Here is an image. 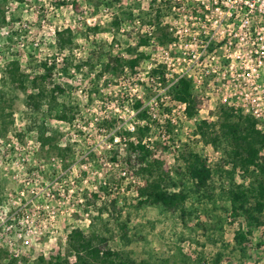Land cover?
Wrapping results in <instances>:
<instances>
[{
	"label": "rangeland",
	"instance_id": "374dc122",
	"mask_svg": "<svg viewBox=\"0 0 264 264\" xmlns=\"http://www.w3.org/2000/svg\"><path fill=\"white\" fill-rule=\"evenodd\" d=\"M166 1L169 3L163 7L161 25L168 27L170 40L200 43V15L191 14V24L186 22L188 12L196 3L211 5L212 0H0L4 11L3 20L0 18V78L10 60H16L30 76L43 73L45 62L51 67L45 85L51 88L58 84L64 90L56 106L66 104L75 111L71 122L48 116L46 106L34 115L24 106L23 93L15 92L13 123L0 136V218L7 219L5 227L10 228L5 233L6 240L11 241L4 242V246L0 243V264H8L12 254H17L15 258L21 264L39 255L62 256L69 230L87 229L89 220L97 217V209L111 200L123 207L121 219L128 215L131 220L133 242L127 248L137 258L174 259L182 258L183 253L188 264H216V254L221 253L218 264H264V222L253 230L248 241L238 245L234 235L241 218L229 213L225 193L218 187L220 178L215 174L211 201L202 199L200 192H193L192 184L175 172L179 164L177 153L188 148L198 151L214 170L223 164L221 150L205 144L196 131L201 117H206L207 122L217 119L222 103L210 86L197 88L193 93L203 110L196 118L184 117L182 109L167 94L168 81L182 67V57L190 58L198 48L168 47L169 41H160L159 28L149 24L153 15L150 6ZM219 1L228 7L244 3ZM173 5L177 8L169 11L168 6ZM256 8L248 16L238 14L226 19L223 14L210 13L208 19L218 18L234 25L247 18L251 26L259 29L264 25V3H258ZM64 29L70 31L72 45L58 52L55 33ZM215 31L218 38L225 34L221 29ZM235 31L239 33L237 28ZM145 34L153 39L150 37L148 44L142 46L139 40ZM228 38L238 40V36L226 35ZM99 47L117 55L123 63L139 51L144 54L133 69L112 73L104 70L103 60L97 61L92 54ZM166 51L172 58L169 69H164L169 79L164 76L160 83L150 77V69ZM26 92H34L29 81ZM143 108L147 109L144 119L138 114ZM35 119H45L58 130V143L66 149L63 158L40 146L36 130L28 129ZM149 121L152 129L144 140L152 142V159H158L164 169L171 171L177 183L182 180L191 187L186 204L196 207L197 212L187 218L186 226L160 207H135L137 189L143 181L126 164L124 144L111 142V137L120 141L123 129L135 131ZM223 169L229 166L224 165ZM234 176L237 184L251 183L240 169ZM101 219L110 221L115 228L116 219L107 210H103ZM116 241H111L113 246Z\"/></svg>",
	"mask_w": 264,
	"mask_h": 264
},
{
	"label": "trees",
	"instance_id": "16d2710c",
	"mask_svg": "<svg viewBox=\"0 0 264 264\" xmlns=\"http://www.w3.org/2000/svg\"><path fill=\"white\" fill-rule=\"evenodd\" d=\"M167 3L169 2L150 6V13L153 15L149 18V24H156L159 28L158 38L162 42L171 39L168 27L161 25L165 12L163 7ZM170 9L171 7L168 6L169 11ZM0 18L2 20L4 18V11L1 9ZM150 37L145 34L140 38L139 44L146 46ZM55 44L58 52L69 48L72 45L70 31L68 29L57 31ZM92 54L96 55L97 61L103 60L104 70L117 73L122 68L133 69L144 52L135 53L134 57L127 59L125 63L117 55L111 51L105 52L101 47L97 51L93 50ZM88 62H92V59L89 58ZM42 66L43 73L30 76L16 60H10L5 65L0 78V136L5 135L13 123V104L17 90L23 93L24 106L34 115L40 113L43 106H46L47 115L57 120L71 122L75 117L73 107L66 104L56 106L57 98L64 90L58 84H54L51 88L45 85L46 80L50 78L51 67L45 62ZM164 69L163 64L152 67L150 77L160 83L164 82ZM27 81L34 92H26ZM167 94L174 101L186 103L185 113L188 117H194L201 107V101L194 96L192 82L185 77L178 78L168 88ZM146 110L143 108L138 112L143 119ZM216 118L214 121H198L196 131L205 144L221 150L223 164L214 170L198 151L188 148L177 153L179 164L175 172L182 174L192 184L193 192H200L202 199L211 201H214L215 174L220 178L218 187L225 193L229 213L234 218H241L234 235V240L241 245L248 241L253 230L264 222V136L257 129L255 119L240 110H229L224 105H220ZM150 124L149 121L138 126L135 131L123 129L120 141L119 139L114 141V137H111V142L114 145L124 144L127 152L126 164L143 181L137 189L135 207L145 205L160 207L164 212L175 215L180 223L186 226L187 218L193 212H197L196 207L191 208L186 204L191 197V187H187L182 180L179 181V185L171 171L164 169L158 159H152V142L144 140L152 129ZM28 129L36 130L37 140L42 148L54 152L61 158L65 156L66 149L60 147L57 140L58 130L50 127L45 119L40 121L35 119ZM111 158L114 160V156ZM224 165L229 166V169H223ZM237 169L247 174L251 180L249 185L236 183L234 173ZM97 210V217L89 220L87 229L73 227L69 230L62 256L46 258L39 255L32 261L25 260L23 264H188L184 261L180 249L182 258L160 260L137 258L127 248L133 242V237L129 231L131 220L128 215L125 214L126 218L121 219L123 207L115 200H111L105 207H99ZM103 210H107L109 216L116 219L115 228L111 226L110 221L101 219ZM196 218L199 216L197 215ZM203 227L206 228V225ZM113 239H117L115 246L111 243ZM221 258L222 254L217 253L215 263L218 264ZM8 264H16V259L12 258Z\"/></svg>",
	"mask_w": 264,
	"mask_h": 264
},
{
	"label": "built area",
	"instance_id": "2783aa9c",
	"mask_svg": "<svg viewBox=\"0 0 264 264\" xmlns=\"http://www.w3.org/2000/svg\"><path fill=\"white\" fill-rule=\"evenodd\" d=\"M196 1L199 2V0ZM243 2L239 6L234 4L231 7H228L227 4L224 6L219 0H212L211 5L204 1L194 5V9L188 12L190 17L186 22L193 24L191 14L200 15L199 30H201L203 38L200 37V43L197 41L182 43L175 39L169 41L168 47L196 46L198 52L188 59L182 57V67L176 72L177 75L170 78L166 88L168 90L180 77H185L192 82L193 92L197 88L210 86L215 98L226 108L240 110L255 119L257 129L264 136V25L255 29L256 27L251 26L247 18L234 25L227 24L218 18L208 19L210 13L218 16L223 14L224 17L227 16L226 19L235 18L238 14L248 16L257 10V4H263L264 0H244ZM232 6L233 9H231ZM171 8L174 10L177 7L173 5ZM259 10L262 9L259 8ZM196 16L194 15V18ZM236 28L239 33L235 31ZM217 29H221V32L225 34L219 38L216 37L215 30ZM226 35L238 36V40L225 39ZM219 49L222 52H219ZM220 57L222 62H220ZM171 59L166 51L163 59L158 61L157 65L163 64L165 69H169ZM164 76L166 80L169 79L168 73H165ZM174 102L182 109L183 116L186 117V103ZM202 110L200 107L199 111ZM201 118L203 121L206 120V117ZM116 140H118L117 137L114 141ZM6 221L7 219L0 218V243L2 246L7 241L11 244V241L6 240L7 234L5 233L10 228L9 226L5 227ZM16 256L17 254H12L13 258ZM16 264H21V262L16 259Z\"/></svg>",
	"mask_w": 264,
	"mask_h": 264
}]
</instances>
